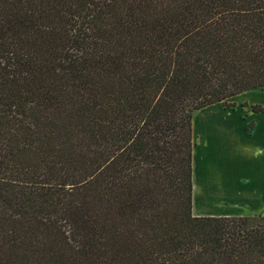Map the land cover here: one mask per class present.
Instances as JSON below:
<instances>
[{"label":"trees","instance_id":"trees-1","mask_svg":"<svg viewBox=\"0 0 264 264\" xmlns=\"http://www.w3.org/2000/svg\"><path fill=\"white\" fill-rule=\"evenodd\" d=\"M263 89L264 0H0V264H264L193 215L195 113Z\"/></svg>","mask_w":264,"mask_h":264},{"label":"crops","instance_id":"crops-1","mask_svg":"<svg viewBox=\"0 0 264 264\" xmlns=\"http://www.w3.org/2000/svg\"><path fill=\"white\" fill-rule=\"evenodd\" d=\"M252 93L259 98L240 100ZM230 101L236 106L225 109L222 103L211 105L193 118L196 217L264 213V112L252 109L255 105L264 107V90L245 92ZM249 101L250 107L242 106Z\"/></svg>","mask_w":264,"mask_h":264},{"label":"rangeland","instance_id":"rangeland-1","mask_svg":"<svg viewBox=\"0 0 264 264\" xmlns=\"http://www.w3.org/2000/svg\"><path fill=\"white\" fill-rule=\"evenodd\" d=\"M263 90H264V89H263ZM245 98H250V100L253 101V100L258 99L259 97H258V94H256V93L253 94V93H252V94H248V95H244V96H242L240 100L243 101ZM240 100H237V101H240ZM244 101H245V100H244ZM246 101H248V100H246ZM229 102L232 103L231 101H229ZM250 103H251V102L249 101V103H244L242 106H243V107H250ZM235 105H236V104H235ZM227 121L229 122V120H227ZM230 122H232L231 119H230ZM194 141H195V140H194V136H193V144H194ZM228 202H229V201H228ZM229 203L231 204V201H230ZM258 214H259V213H254L253 215H250V216H255V215H258ZM260 214H263V215H264V213H262V212H261ZM248 216H249V215H248Z\"/></svg>","mask_w":264,"mask_h":264}]
</instances>
